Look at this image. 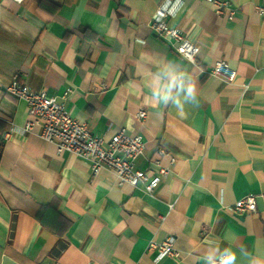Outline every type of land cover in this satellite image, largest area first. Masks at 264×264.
Masks as SVG:
<instances>
[{
	"label": "crops",
	"instance_id": "1",
	"mask_svg": "<svg viewBox=\"0 0 264 264\" xmlns=\"http://www.w3.org/2000/svg\"><path fill=\"white\" fill-rule=\"evenodd\" d=\"M166 1L0 0V264H204L212 247L264 264V0H229L233 17L208 0H172L167 21L200 46L195 61L151 26ZM218 60L234 80L210 73ZM166 64L196 83L199 102L183 115L151 100V75ZM13 77L94 134L141 133L135 166L158 159L168 173L147 193L58 152L40 125L23 131L28 104L6 90ZM248 193L257 211L235 214ZM168 236L180 255L156 260L147 244Z\"/></svg>",
	"mask_w": 264,
	"mask_h": 264
},
{
	"label": "built area",
	"instance_id": "2",
	"mask_svg": "<svg viewBox=\"0 0 264 264\" xmlns=\"http://www.w3.org/2000/svg\"><path fill=\"white\" fill-rule=\"evenodd\" d=\"M208 1L216 13L228 14L229 17L234 16L235 10L231 7L229 0ZM171 3L172 0H167L158 7L151 26L156 33L173 41L178 53L195 61L200 46L189 38L180 27L167 21L168 16L175 11V7H172ZM256 7L260 15L264 16V5L258 4ZM210 73L231 81L236 78L237 71L230 67L225 60H218L211 66ZM6 90L24 99L28 104L30 117L23 126V131L31 129L36 124L40 125L42 138L54 142L58 152L68 151L86 160L93 174H97L107 167L116 173L120 183L140 185L144 191L152 193L168 173V167L161 164L158 159L152 160L146 168L135 166V159L144 152L146 146V141L141 133H131L127 127L122 126L109 138L94 134L87 123L72 116L55 95H49L44 90H35L22 83L17 77L11 79L6 85ZM146 116L147 111L144 108L136 113V117L141 121H144ZM12 130L6 131L5 136L8 137ZM257 209L255 193H248L238 198L232 206V211L237 215L254 213ZM147 249L157 251L156 260L166 255L172 257L180 255L172 236L161 241L150 239ZM50 264L62 263L55 261Z\"/></svg>",
	"mask_w": 264,
	"mask_h": 264
},
{
	"label": "clouds",
	"instance_id": "3",
	"mask_svg": "<svg viewBox=\"0 0 264 264\" xmlns=\"http://www.w3.org/2000/svg\"><path fill=\"white\" fill-rule=\"evenodd\" d=\"M151 100L157 106L173 105L183 115L186 105L198 104V91L193 78L173 64H166L151 75L149 81ZM250 253L240 252L241 257ZM204 264H237V252L232 247H212L203 257ZM251 264H260L251 261Z\"/></svg>",
	"mask_w": 264,
	"mask_h": 264
}]
</instances>
